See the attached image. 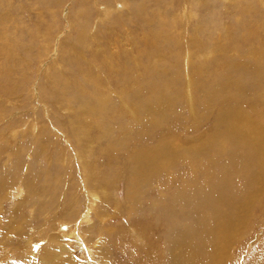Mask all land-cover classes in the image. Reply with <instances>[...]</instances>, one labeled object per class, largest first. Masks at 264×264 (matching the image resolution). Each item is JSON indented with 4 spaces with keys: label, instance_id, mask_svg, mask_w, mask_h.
<instances>
[{
    "label": "bare ground",
    "instance_id": "1",
    "mask_svg": "<svg viewBox=\"0 0 264 264\" xmlns=\"http://www.w3.org/2000/svg\"><path fill=\"white\" fill-rule=\"evenodd\" d=\"M87 1L88 0H81L80 3L84 4ZM150 1L154 0H138V2L131 7L134 9L136 20H131L130 15L126 18V23L129 24L128 26H131V24L141 25L139 28L142 34L147 35V40L141 42L139 45V41L137 40V36L134 35L133 30H129L130 32L126 36L122 35L125 41L129 36V41H132L136 45L137 54L134 51H130V48H123L125 52H122L121 55L118 54V51H115L116 54L110 51L107 48L109 45L110 47L114 45L115 48L119 45L118 41L114 38L115 36L113 37L115 41H111L112 38L102 40L98 36V32H93L89 29V23L88 20H86V22L77 23L79 26L78 33L71 39L73 40L71 48L75 49L77 47L79 50L78 55L75 52L65 55L67 65L65 64L66 67L62 75L56 77L59 74V72H56L54 75L50 76L52 80L49 86H55L58 89V93H60L59 95L62 97H66L68 94L70 101H72L78 109L77 116H83L85 123L89 126L91 122L95 123L97 127L102 128V135L98 138V141L100 145L102 144L104 151L102 148H100V150L105 152L108 157L107 161L109 162L108 169H106L105 173L107 176H104L102 179L103 186H97L99 191L91 188L89 186L90 177L88 176V172L91 170L87 169L86 166V162L89 160L86 154L90 155L92 143H89V146L86 147H81L79 144L78 146L72 147L71 141L69 140V143L66 144V147L62 150V154H60V159L57 158V161L60 160L61 164L65 163L66 171L63 173V176H58L60 177V184L55 181L54 187L65 183L70 185L68 188L69 191H66V193L69 194L67 195L70 201L69 210H67L66 214L59 222L63 227H66V230L64 229L65 232L74 233L76 231L73 228V224L69 223L72 221V218L75 219L74 216L77 214L75 212L79 210V206H75L76 198L79 201L80 197L82 195L84 196V194L88 204V210H90L89 208L98 200V195L100 193L105 197L104 203L106 206L110 207L111 204H113V200L111 201L110 199V193L107 192V187L108 184H111L113 187L116 186V179L118 177L117 158L119 155H122L124 158V171L126 175L123 177L127 185V189L125 188L124 192L125 205L127 206V221L133 220L134 214L140 213L143 210L142 200L145 195L149 196V192H146L147 188L154 186L157 190L156 198L151 200L153 195L152 197L149 196L148 207H146V209L149 211L150 216L164 217L169 220L165 227L166 241L163 264H227L228 258L230 257V253H227L228 247L230 246V239L231 237L233 238L235 233L239 230L237 229L240 226L238 224L245 222L244 220L247 219V213L259 197L262 196L261 193L264 190V110L256 106L260 100V94L258 89L249 87L245 81L244 84H240L239 78L235 76V73L232 72L229 74L232 70L231 67L215 80H210V73L206 67L201 68L199 70V76L194 77L193 71L197 64L196 62L194 63L191 58L194 59L196 55L193 50L196 45L201 46L199 49H195L197 55L209 57L213 52H216L217 49L226 48L231 42V32H225L223 34L219 31V28L223 26L224 23H217L211 20L212 18L206 20L205 24L203 21H196L193 27L191 26L193 32L194 30L200 31L201 36L206 34L208 36L206 41L203 40L204 42L199 43L197 41L198 35H195V33L194 35H186V32L190 29V27H187L190 23V17L197 16L194 8L192 6L187 8V4L203 0H189L190 2H188V0H181L179 2L178 9L174 12L180 20L187 23V26L184 24V26L178 27V19L175 20L174 15L170 16L169 23L156 19L154 12H152V16L150 17L147 13V7ZM163 1L166 2V0H161V2ZM255 2L250 0H246L243 3L237 1L235 3L236 6H234V4L228 5L229 7H227L226 4H224V9L227 11L230 9L235 17H238V15L241 16V21L240 24L237 25V30H242L240 25L243 23H245L244 26H250V29H252L253 22L254 24L261 22L262 26L258 30L253 29L250 34L255 32L264 35V9L261 8L262 3L264 4V0H260V3ZM96 5L98 7L102 6V14L99 17L100 21L103 22L101 26L104 27L105 25V28H109L110 26L119 24L115 18L110 17V13L113 10L123 8L125 6L124 0H118L117 5L113 8L108 5L100 6L97 2ZM99 9L100 8L97 10ZM132 9L130 12L131 15ZM80 12L82 15L84 11L81 9ZM107 17H110L108 21H106ZM163 18L165 17L163 16ZM152 25H156L155 30L152 29ZM204 27L207 28V33L204 32ZM108 28L107 30L110 29ZM211 28L217 30L215 34ZM108 35L109 34H107V36ZM86 39L90 41L86 42ZM101 41L107 44L106 47H104L105 49L97 52L101 58L99 59L98 56L96 61L100 63L103 57L104 59L110 57L107 61L113 63V58H119L116 60L120 63L117 65L118 72L113 74L111 72H105L102 68H97L94 73L97 91L86 90L84 89L86 88L85 85L81 86L77 82H69L76 78L70 74L78 72L82 68V64L85 65L87 69L96 67L92 62L86 63L83 59H86L87 51L90 50L92 51H90V55H96L95 48H103ZM124 44L125 42L123 45ZM133 47L135 49V46ZM262 47L264 48V43ZM233 48L234 47L223 50H225V53H229ZM22 50L25 51V46H22ZM112 50L114 51L113 48ZM26 52H28V49H26ZM249 52V54L253 56H261L264 53L261 47L252 48ZM145 57L148 58L146 61L147 64L151 58L155 59L157 57L164 66H160L162 63H157L153 66L150 65L149 62L148 66L138 67L139 73L143 76L146 69L149 70L150 67L153 69L146 75L150 79L148 82L142 84L141 87L139 85L127 97L121 100L123 107L126 109L130 108L129 104H132L134 109L133 114L136 115L134 123L110 118L109 116L111 114L114 115L119 112L118 102L115 103L113 93L117 94L119 91L121 93L124 92L128 84L127 81H124L123 77V82L120 84L122 81L120 74L122 73L123 76L130 75L129 80H131V82H138V77L133 78L136 75V73L133 72V65L135 66L140 63ZM212 57L213 56H211V58ZM176 59H181L183 63L182 66L178 65L180 69H176L172 66V63L177 61ZM158 60L156 62H158ZM192 63H194L193 69L190 68ZM246 63L236 62L233 70L236 72L237 69L243 68ZM114 67H116V65H114ZM244 68L247 73L251 74L252 77L250 76V79L253 78L252 81H260L264 84V76L262 75V72H264V62L261 64L254 63L252 65H247ZM119 70H121V73H119ZM101 72L104 73L102 74ZM209 80L212 81V83L210 82L211 84L208 86ZM160 82L173 87L175 91H180L182 96L184 95L183 87H185L187 89L186 96L189 97L190 100L195 97L194 103L191 102L188 103V106L186 105L192 113L197 111L196 115H194L196 117L194 120H191L189 118L190 116L184 114L183 119H187V122H180V116L175 106L176 96L174 91L156 90L159 94H156L157 96L155 97L153 96L154 98H151L152 100L149 101V103L146 102V99H140L142 93L146 92V90L149 92L151 87ZM5 83H7V81ZM178 85H181V88L179 87V89H177ZM191 86H194V95L191 93ZM244 86H247L251 91L249 93L243 92ZM109 87L111 90H109ZM53 88L54 87H52V90H55ZM114 88H116V90H114ZM199 89L202 90L200 91ZM198 90L199 94L197 95L196 91ZM41 93L45 97L52 94L48 87H43ZM197 96L199 99H197ZM51 97L52 96H50V98ZM212 100L213 102L215 100L221 102L215 101L214 104H212ZM70 101L66 108H61L64 110L73 109V105H70ZM138 101H140L139 105L137 103ZM65 103L67 104V101H65ZM43 107H46L45 103L42 105V108ZM42 112L43 114L46 113V115L49 113L45 108ZM212 118L213 122L211 126L208 127V130L195 138L184 139L181 131H178L179 126H185V128L190 130L196 126L193 125V122H202V120L208 121V119L212 120ZM135 121H137V123H135ZM70 125L71 127L75 126L72 120L69 121V126ZM75 127H77V125ZM62 129L63 127L61 124L60 130L58 127H55L57 131L55 135L59 137L60 133L61 136L63 133ZM32 130L35 132L42 129L39 128L37 124L36 127H32ZM41 135L40 138H36L31 151L32 154L34 153V159H36L37 156H45L48 145H51L50 136L48 134ZM0 137H3L2 133H0ZM65 137H68L66 133ZM61 138L63 141L62 136ZM16 153L17 151L13 150L14 156H16ZM72 162L80 163L84 169L82 170L84 172H78L79 179L76 184L73 177L70 175V171L74 169V164L72 165ZM17 164L19 165V162H17ZM41 171L42 170L39 169L36 173H30L29 176L23 177V186L26 190L31 192V196H25V200L22 199L17 201V210L15 208L11 212L9 219L0 224L1 228L8 229L9 227L15 226L14 228L16 229V227H18V221L20 217H22L21 215H23V210H20L22 205H26L27 202L29 203L31 197H39V194L44 198L48 196H45L44 192L40 193V185L44 187V183L49 181L48 179L50 176H48L49 174L46 172L45 176H40ZM20 180L21 176L19 177V181ZM14 181L15 176H9V178L4 177L3 179V183ZM54 187L52 185L53 189ZM72 194H75V198L71 197ZM63 199L65 198H62V200ZM84 207L85 210L82 211L81 218L88 220V211L86 206ZM58 208V204H56L53 212H57ZM39 210L41 211V215L48 213L49 217V211L46 212V210H42V208ZM92 214H94L93 216H96L98 220H101V225H99L104 228H106L107 223H103L102 219L105 218L106 215L113 216L112 212L110 214L106 212V210L102 212L96 210V208ZM140 225L144 226L143 220H136L134 224L129 226V229L133 231V237L140 236V231H142ZM181 225L182 228L180 227ZM86 227L93 232V235L96 234L93 225H86ZM101 233L102 232L99 231V234ZM31 242L32 240L30 243ZM56 245L52 243L42 250V256H39L38 261L40 264L50 262V252L66 253L65 246L62 243ZM33 246V250L37 249L35 244ZM102 254L107 255V250H103ZM24 258L30 259L31 263L36 262L32 257L24 256ZM59 264L76 263L72 258H67L65 260H60ZM250 264H264V246H262L260 251L253 254Z\"/></svg>",
    "mask_w": 264,
    "mask_h": 264
},
{
    "label": "rangeland",
    "instance_id": "2",
    "mask_svg": "<svg viewBox=\"0 0 264 264\" xmlns=\"http://www.w3.org/2000/svg\"><path fill=\"white\" fill-rule=\"evenodd\" d=\"M180 1L181 0H166V2H161V0L150 1L147 7V13L151 17L152 12H154L155 18L162 22L164 21L165 23H169L170 16L174 15L175 20L178 19L177 27L184 26V24L187 26V23L180 20L174 12L178 9ZM237 1L243 3L246 0H203L200 2L195 1L194 3H191L188 0L190 3L187 4V8L192 6L197 16L190 17V23L187 26L190 27V29L186 32V35H194L195 33V35H198L197 41L199 43L206 41L208 36L206 34L201 36L200 31L194 30L193 32L192 27L196 21H203L205 24L206 20L212 18L211 20L217 23H224V25L219 28L221 33L224 34L225 32H231V42L226 48L230 49L231 47H234V50L231 49L232 51L229 53H225V50H223L226 48L217 49L216 52H213L208 57L205 55H197L196 50L201 46L196 45L193 48L196 55L194 59L191 58L193 62H196L197 64L193 74L194 77L199 76V70L206 67L210 73V80H215L231 67L232 70L229 74L232 72L235 73V76L239 78L240 84L246 82L249 87L258 89L260 100L256 106L264 110V84L260 81H252L253 78L250 79L252 77L251 74L247 73L244 68L247 65H252L254 63L261 64L264 62V53L261 56H253L249 54V51L252 48L261 47V50L264 51V48L262 47L264 43V35L255 32L250 34L253 29L258 30L262 26V23L257 22L254 24L253 22L252 29H250V26H244L245 23H243L240 25L242 30H237V25L240 24L241 16L238 15V17H235L230 9L228 11L224 9V4L229 7L228 5H234ZM250 1L255 2V0ZM80 2L81 0H0V102L2 103H0V133L3 134V137H0V224L9 219L11 212L15 208L17 210V201L22 199L25 200V196H31V192L26 190L23 186V177L29 176L30 173H36L39 169L42 170L40 176H45V172L50 176L48 179L49 181L44 183L45 188L40 185V193L44 192V195L48 196L44 198L39 194V197H31L29 203L27 202L26 205H22L20 210H23V215H21L22 217H20L18 221V227H16V229L14 228L15 226L9 227L11 230L9 228L0 227V264H40L38 261L39 256H42V250L52 243L55 245L62 243L65 246L66 253L50 252L49 256L51 257V260L46 264H59L60 260H65L67 258H72L76 264H163L165 253L164 246L166 241L165 227L169 220L164 217L150 216L149 211L146 209V207H148L149 196L152 197L153 195L151 200L156 198L157 190L154 186L147 188L146 192H149V196L145 195L142 200V206L144 207L142 208L143 210L140 213H135L133 220L127 221V206L125 205L124 198V192L125 188L127 189V185L124 180L126 175L124 171V158L122 155H119L117 158L118 177L116 179V186L113 187L111 184H108L107 187V192L110 193V199L111 201L113 200V204H111L110 207L106 206L104 203L105 197L100 193L98 195V200L93 206H91V208H89L90 210H88V204L84 194V196L82 195L80 197L79 201L76 198L75 206H79V210L75 212L77 213L74 216L75 219L72 218V221L69 223L73 224V228L76 231L74 233L65 232L66 227H63L59 222L66 214L67 210H69L68 207L70 201L68 199L69 196H67L69 194H67L66 191H69L68 188L70 185L65 183L54 187L55 181L60 184V177L63 176V173L66 171L65 163L61 164L60 160L57 161V158L60 159V154H62V150L66 147V144L69 143V140L71 141L72 147L76 145L78 146V144L79 146L81 145V147H86L89 146V143H92V149H90L91 152L89 153L90 155L86 154V157L89 159L86 162V166L87 169L91 170L88 172V176L90 177L89 186L91 188L99 191L97 186L103 184L102 179L104 176H107L105 173L106 169H108L109 162L107 161V155L103 152L104 149L102 148V144L100 145L98 141V138L102 135V128L97 127L95 123L91 122L89 123V126L85 123L83 116L78 117V109L76 105L70 101L68 94L66 93V97H62L59 95L60 93H58V89L55 86H49L50 81L52 80L50 76L54 75L56 72H59L56 77L62 75L64 68L67 65L65 55H69L71 52H75L78 55V48H71V43L73 42L71 39L78 33L79 26L77 23L79 22H86V20H88L89 29L93 32H98V36L102 40L112 38L111 41H115L116 39L120 49L118 46L115 48L114 45H111V47L109 45L107 48L112 52L118 51L119 55H121L122 52H125L123 51L124 49L129 48L130 51H134L137 54L136 45L132 41H129V36L126 41L124 40V36H126L131 30H133L134 35L137 36V40L139 41L138 45L147 40V35H143L139 28L141 25L131 24V26H128L129 24L126 23L128 15H130L131 20H136L134 9L131 7H133L132 5H135L138 0H124L125 6L123 8L111 11L110 17L115 18L119 24L110 26V29L106 26L109 30L105 28V25L104 27L101 26V24L103 25V22H101L99 18L102 14L101 5H108L113 8L117 5L118 0H88L84 4H81ZM96 2L99 3L101 7H98ZM255 3H260V0H256ZM234 6H236V4ZM98 8L100 9L97 10ZM261 8L264 9L263 3ZM81 9L84 11L82 15L80 12ZM131 9L132 15L130 13ZM163 16L165 18H163ZM110 17H107L106 21H108ZM152 26V29L155 30L156 25ZM203 29L204 32L207 33V28L204 27ZM211 30L214 34L217 31L214 28H211ZM107 34L110 36H107ZM122 35L124 36L122 37ZM89 41V39H86V42ZM124 42L125 44L123 45ZM101 43L103 48H95L96 55H90V50L87 51L86 59H83L86 63L92 62L96 67L87 69V67L82 64V68L78 72L70 74L76 78L69 82H77L81 86L85 85L86 88L84 89L86 90L97 91L96 81L94 79V73L97 68H102L105 72H111L113 74L118 72L117 65L120 63L116 60L119 58H113V63L107 61L110 57H108V59H106L107 57L105 59L103 57L100 63L96 61L99 56L97 52L105 49L104 47H106L107 44H104L105 42L103 41H101ZM22 46H25V51L22 50ZM133 46H135V49ZM26 49H28V52H26ZM211 56L213 57L211 58ZM100 58L101 56H99V59ZM147 59L148 58L145 57L140 63L135 66L133 65V69H138L139 66H148L149 62L150 65L154 66L161 61H159V58L157 57L155 59L151 58L147 64ZM157 60L158 62H156ZM176 60L177 61L172 63V66L178 69L183 63L181 59ZM236 62L249 63H246L243 68L237 69L235 72L233 68ZM194 63L190 65V68L193 69ZM111 64L116 65V67ZM160 66H164V64L162 63ZM152 69V67H150L149 70L146 69L144 71V76L139 73V69L136 71L133 70V72L136 73L133 78L138 77V82H131V80H129L130 75L123 76L121 70H119V73H121V80L123 77L124 81H127L128 84L126 85L124 92L121 93L119 91L117 94L113 93L115 103L118 102L119 116L118 114H111L109 116L110 118L121 121L123 120V122L131 121L134 123L136 115L133 114L134 109L132 104H129L130 108L126 109L123 107L121 100L124 97H127L139 85L141 87L142 84L148 82L150 79L146 75ZM101 73L103 74L104 72ZM262 75L264 76V72H262ZM210 80L208 81V86L212 83ZM6 81L7 83H5ZM122 82L123 80L120 84ZM51 86L54 87L53 89L55 90H52ZM43 87L49 88V91L52 93L50 95L52 96L51 98L50 96L45 97L42 95L41 91ZM179 87L181 88V85H178L177 89H179ZM243 88V92L245 93L251 91L247 86H244ZM109 90H111L110 87ZM114 90H116V88H114ZM156 90L174 91L176 96L175 106L177 113L180 116L181 123L187 122V119H183L184 114L190 116L189 118L191 120L196 118L194 115H196L197 111L192 113L189 107L187 108L188 103L195 102V97L190 100L189 97L186 96L187 89L185 87H183L184 95L182 96L180 91L178 92L176 90L178 92L177 94L173 87L160 82L151 87L149 92L146 90V92L142 93L140 99H146V102L149 103V101L157 96L156 94H159ZM199 90L201 91L202 89ZM199 90L196 91L197 95L199 94ZM191 93L194 95V86H191ZM197 99H199L198 96ZM65 101H67V104ZM69 101L71 102L70 105H73V109H62L68 106ZM215 101H218L219 103L221 102L219 100ZM211 102L214 104L213 100ZM44 103L48 108H42ZM137 103L139 105L140 101ZM44 108L49 112L47 115L42 112ZM210 119H208V121L202 120V122H193V125L196 126L190 130L185 128V126H179L178 131H181L184 139L195 138L196 136H199V134L208 130V127L211 126L213 122V118L212 120ZM70 120H72L74 125H77L78 128L75 126L71 127V125L69 126ZM137 121H135V123H137ZM37 124L42 130L33 132L32 127H36ZM60 124L63 127V133L61 135L63 141L60 133L59 137L55 135L57 132L55 127H58L60 130ZM14 129L18 132L16 133ZM64 132L68 137H65ZM41 134H48L50 136L51 145H48L45 156H37L36 159H34V153L32 154L31 151L36 138H40L42 136ZM100 148H102L103 151H101ZM13 150L17 151L16 156H14ZM17 162H19V165ZM73 164L74 169L70 171V175L73 177L76 184L79 179L78 172H84L82 171L84 169L80 163L72 162V165ZM9 176H15V181L3 183L4 177L9 178ZM20 176L21 180L19 181ZM52 185L54 189L52 188ZM81 189L83 191L82 187ZM261 195L262 196L259 197L247 213V219L244 220L245 222L241 223L242 225L238 224L240 225L237 228L239 230L235 233L233 238L231 237L230 239V246L227 250V253H230V257L228 258L229 260L227 264H250L253 254L260 251L262 246H264V190ZM71 197L75 198V194H72ZM62 198H65L66 200H62ZM56 204H58L59 207L58 211L53 212ZM84 206H86L88 211V220L81 218V213L85 210ZM41 208L42 210H46V212L49 211V217L48 213H45V215L43 214L44 216L41 215V211L39 210ZM95 208L98 211L100 210L104 212L106 210V212L110 214L111 212L113 213V216L106 215L105 218L102 219L103 223H107L106 228L100 227L101 220H98L96 216H93L94 214L92 213ZM136 220H143L144 226L140 225L142 231H140V236H135V238L133 237V231L129 229V226L134 224ZM86 225H93L96 234L93 235V232L87 229ZM180 227L182 228V225ZM99 231L102 233L99 234ZM31 240L32 242L30 243ZM34 244L37 248L35 250H33ZM103 250H107L108 254H102ZM24 256L34 258V261L36 262L31 263L30 259L28 260L24 258Z\"/></svg>",
    "mask_w": 264,
    "mask_h": 264
}]
</instances>
